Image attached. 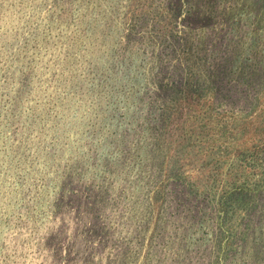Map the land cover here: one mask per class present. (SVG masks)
Here are the masks:
<instances>
[{
    "label": "rangeland",
    "instance_id": "374dc122",
    "mask_svg": "<svg viewBox=\"0 0 264 264\" xmlns=\"http://www.w3.org/2000/svg\"><path fill=\"white\" fill-rule=\"evenodd\" d=\"M0 264H264V0H0Z\"/></svg>",
    "mask_w": 264,
    "mask_h": 264
}]
</instances>
